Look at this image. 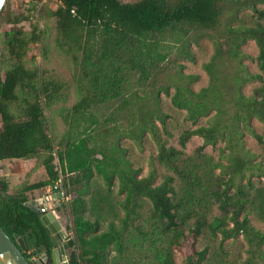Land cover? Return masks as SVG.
<instances>
[{"label":"trees","instance_id":"obj_1","mask_svg":"<svg viewBox=\"0 0 264 264\" xmlns=\"http://www.w3.org/2000/svg\"><path fill=\"white\" fill-rule=\"evenodd\" d=\"M30 1L38 4L43 0ZM56 1L60 6L48 9L45 18L55 23L70 48L84 51L89 65L94 53L101 54L98 64L105 79L96 74L94 88L73 107V116L84 120L92 119L99 105L120 96L126 75L132 71L145 74L148 65H154L158 56L154 46L165 32L170 31L176 42H181L183 36L178 32L189 27L208 35L215 45L212 59L204 64L211 77L209 86L198 92L178 87L172 97L173 105L185 109L186 120L194 125L214 113L208 125L183 131L177 148L167 147L163 140L162 131L170 134L168 120L175 117L160 104L156 113L162 129L152 115L139 124L142 132L150 131L159 142L158 161L175 174L178 185L174 177L158 185L154 184V174L138 179L130 174L135 172L129 160L125 162L129 172L119 171V165L110 169L105 157L103 164L96 159L97 148L89 147L85 138L68 143L59 153L63 172L76 174L70 184L85 183L82 190L70 194L74 238L69 241V264H176L174 251L189 242L194 246L207 232L211 237L221 234L223 242L244 234L260 250L264 232L251 224L249 216L264 222V187H256L247 173L264 177V134L253 126L255 118L264 123V9L259 7L264 0ZM245 10L252 13L242 15ZM31 11H38V7ZM250 14L257 20H248ZM7 21L13 27L0 35V172L4 161L43 157L48 179L9 193V183L0 173V224L12 239L16 234L29 235L37 245L35 252L51 256L54 243L40 213L29 205V196L54 188L62 177L55 164L56 145L43 103L51 106L66 99L67 85L47 81L39 68L26 65L31 45L43 40L37 25L32 24L30 31L22 25L31 21V12ZM249 40L259 48L261 74L252 73L245 63L250 55L243 46ZM187 54L194 60L190 49ZM6 55L14 65L3 75L1 60ZM122 70H126L124 75L119 74ZM253 81L262 86L247 96L244 87ZM17 104L19 115L12 110ZM245 132L262 146L260 155L246 147ZM193 136L202 137L204 144L188 155L186 149ZM219 140L229 150L225 154L228 164L203 153L206 146ZM256 158L260 160L255 162ZM95 169L104 176L106 189L93 181ZM115 174L120 178L119 192L125 194L121 200L112 196ZM144 199L151 204L148 217L143 215ZM61 208H57L58 213ZM151 221L166 238L163 248L146 232L144 225ZM207 254L208 249L195 251L187 257L188 264H196L194 256L199 257L198 264H227L219 261L216 253L207 260Z\"/></svg>","mask_w":264,"mask_h":264},{"label":"rangeland","instance_id":"obj_2","mask_svg":"<svg viewBox=\"0 0 264 264\" xmlns=\"http://www.w3.org/2000/svg\"><path fill=\"white\" fill-rule=\"evenodd\" d=\"M124 3H134L139 0H121ZM37 6L38 11L32 12V7ZM60 6L56 0H43L36 4L30 0H8L4 9L1 23L0 35L11 30L13 25L7 21L21 14L31 12V21L24 22L22 25L27 30L32 29V24L37 25L42 32L43 40L41 43L31 45L26 59V65L29 68H39L42 75L47 81H56L67 85L66 99L56 102L54 105L48 106L45 103V115L49 125V132L56 145L55 164L62 175L63 191L66 199L59 202H50V206L54 210L59 203L62 208L59 211L60 222L64 231L67 233L66 242L69 243L74 238V217L71 210L70 194L82 190L85 183L70 184L76 179V174H65L60 163L59 153L64 152L68 143L75 140L85 138L89 147L97 148L96 159L103 164L110 163V169L126 170L129 168L125 165L127 160L138 179L148 177L151 174L155 176V185H158L170 177L175 178V174L164 167L158 161L160 153V145L157 139L150 131L142 132L140 123L144 118L151 117L156 124L163 128L159 121L156 110L160 104L163 110L172 114L175 118H170L169 132L167 135L162 131V137L167 147L180 148L179 138L186 129H196L201 125H208L211 116L202 118L198 124H193L186 120L187 111L179 109L172 103V97L178 87L184 90L191 88L198 92L202 88H206L210 84V74L204 68V64L209 62L214 53V41L208 35L198 32L192 28L186 27L178 33L183 36L181 42H176L170 31L158 37L159 45L154 46V52L157 51V57L154 65H148L145 74L139 71H132L126 75L123 89L118 98L108 100L93 110V118L84 120L73 116V107L79 103L90 89H93L95 75H101L104 78L105 72H101L100 53L92 55V65L86 62V56L82 50H73L70 48L66 39L61 36L52 20L45 18L48 9L54 10ZM260 8L264 9V5L260 4ZM41 13V14H40ZM252 13L250 10L243 11V14ZM241 15V16H242ZM248 20L257 19L255 16H248ZM1 38V37H0ZM191 50L194 60L188 57L187 51ZM244 51L250 55L245 60L250 71L255 74H261L258 56L259 48L254 40H249L244 46ZM154 55H156L154 53ZM125 55L123 56V58ZM13 62L6 56L2 57L1 68L3 75L13 67ZM105 68H108V64ZM126 70L119 72L124 75ZM188 75H194L197 78H188ZM262 86L259 81L247 83L244 87V93L251 96L255 89ZM21 97L23 93L19 94ZM12 110L19 115V106L13 105ZM255 130L264 134V123L258 119H253ZM88 128V131H85ZM133 134V137H132ZM244 141L246 147L256 155L262 153V146L253 137L250 132H245ZM204 139L200 136H193L188 143L186 152L188 155H194L195 152L202 147ZM229 150L226 143L219 140L216 145H208L203 153L212 157L216 162L228 164L229 160L225 158ZM105 157V159H104ZM104 159V160H102ZM260 158H256L258 162ZM103 161V162H102ZM93 181L101 189H106L104 176L96 169ZM129 172V171H128ZM2 178L8 183V192H16L24 185L43 182L48 179V175L43 166V157L39 159L28 160H7L1 164ZM217 174L221 173L217 169ZM252 176V181L256 187H264V177L253 175L252 172L247 173ZM247 182V176L243 183ZM178 187V186H177ZM48 189H40L30 194L31 202L44 199L48 194ZM120 178L118 174L114 175V185L112 187V196L115 200H121L125 194L119 192ZM234 192V191H232ZM151 210V204L144 199L143 215L148 217ZM217 212V211H216ZM219 212V211H218ZM244 215L241 216V219ZM251 224L258 230L264 232V222L254 215L249 216ZM146 232L152 240H157L158 247L163 248L166 244V238L162 236L158 230V226L153 222L144 225ZM187 243L184 247L174 251V260L176 264H188V256L193 255L195 251L201 252L208 249L207 260L216 253L219 261L227 264H264V245L260 250L258 246H252L250 241L244 234H240L236 238H230L222 241L221 234L211 237L207 232L201 236L194 244ZM71 253V249H70ZM195 263L198 264L199 257L194 256ZM225 259V260H224Z\"/></svg>","mask_w":264,"mask_h":264},{"label":"water","instance_id":"obj_3","mask_svg":"<svg viewBox=\"0 0 264 264\" xmlns=\"http://www.w3.org/2000/svg\"><path fill=\"white\" fill-rule=\"evenodd\" d=\"M8 0H0V19ZM63 195L60 193L54 199H61ZM34 211L40 213V218L43 225L46 227L48 234L54 243V249L51 256L44 255V259L52 261L53 264H69L70 248L68 243L60 245L55 240L57 234L63 235V240L67 239L66 232L60 222L58 212L52 209L51 204L44 201H34L29 203ZM37 245L29 235L19 236L16 234L12 239L0 224V264H40L39 262H31L27 257V252H34Z\"/></svg>","mask_w":264,"mask_h":264},{"label":"built area","instance_id":"obj_4","mask_svg":"<svg viewBox=\"0 0 264 264\" xmlns=\"http://www.w3.org/2000/svg\"><path fill=\"white\" fill-rule=\"evenodd\" d=\"M62 187H63V179L61 177L54 188L48 189V194L45 196V198L40 199L38 202L44 201L45 203H48V202L50 203V202H59V201L66 199V194L64 193ZM60 193L63 195V197L61 199H54V197ZM29 254L31 253L29 252ZM35 260H36V256L32 255V258L30 261L32 262Z\"/></svg>","mask_w":264,"mask_h":264},{"label":"flooded vegetation","instance_id":"obj_5","mask_svg":"<svg viewBox=\"0 0 264 264\" xmlns=\"http://www.w3.org/2000/svg\"><path fill=\"white\" fill-rule=\"evenodd\" d=\"M62 206V204L61 203H59L58 205H57V207L54 209L56 212H58L57 211V208H59V207H61ZM64 230V229H63ZM66 235H67V233H66ZM64 238H63V235L62 234H57V236L55 237V240L58 242V243H60V245H63L64 243H67L66 242V240H64L63 242H62V240H63ZM69 244V243H68ZM31 254H29V252H27L26 254H27V256H28V259L29 260H31V258H32V255L33 256H36V260L35 261H32V262H39L40 264H53V262L52 261H48V260H45L44 259V255L45 254H47L46 252H43V253H41V254H38L37 252H30Z\"/></svg>","mask_w":264,"mask_h":264},{"label":"crops","instance_id":"obj_6","mask_svg":"<svg viewBox=\"0 0 264 264\" xmlns=\"http://www.w3.org/2000/svg\"><path fill=\"white\" fill-rule=\"evenodd\" d=\"M1 176H2V174H1Z\"/></svg>","mask_w":264,"mask_h":264}]
</instances>
